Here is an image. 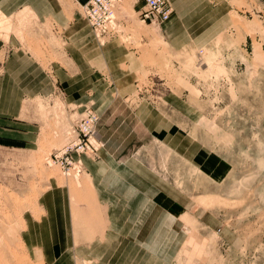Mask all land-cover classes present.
Returning <instances> with one entry per match:
<instances>
[{
    "label": "rangeland",
    "instance_id": "374dc122",
    "mask_svg": "<svg viewBox=\"0 0 264 264\" xmlns=\"http://www.w3.org/2000/svg\"><path fill=\"white\" fill-rule=\"evenodd\" d=\"M124 1L117 11L120 32L111 38H96V43L104 48L119 41L139 57L140 67L147 70V76L133 80L134 91L123 96L117 87L119 82L112 77L110 65L102 63L106 77L102 82L107 86L106 95L110 94L109 104L98 105L91 100L94 92H90V102L85 105L67 106L59 93L41 101L40 120L44 126L41 145L48 148V152L37 158L39 166L35 173L41 185H32L29 190L33 194L46 192L50 180L55 178L63 179H57L58 188L67 185L64 180L67 178L73 195L81 190L82 174L79 179L71 177L73 174L66 176L65 169L55 160V153L76 139L79 124L88 117H95L97 134L90 142L96 150L87 155L67 154L73 171L78 170L77 162L82 163L83 156L96 160L102 147L120 146L123 159L130 154L147 157L154 173L177 187L188 200L201 195L199 197L218 196L232 204V201L237 202L230 207L206 210L216 217V226L195 217L193 210H202L198 204L187 209L191 213L184 217L185 241L175 248L172 258L161 259H169L161 264H264V62L261 64L258 60V55L264 60V0H171L176 15L174 22L180 16L181 20L182 17L193 19L191 14L199 11L200 5L205 6L204 11L212 17L211 21L223 17L225 22L218 34L221 38L213 45L186 52L174 51L168 46L161 26L142 22L145 8L138 14L126 12L132 17L130 22L123 19L120 9ZM75 4L80 14V3L75 1ZM37 34H41L40 44L35 40ZM62 34L51 22L40 25L30 10L8 14L0 9V38H11L3 43L2 51L8 48L6 46L14 50L21 45L29 54H34V46L40 45L43 52L38 51L43 63H55L58 58L53 56V50L62 46L59 41ZM215 64L228 76L210 74L208 71ZM145 104L163 111L171 124L185 135H195L202 153L219 158L220 173H210L174 150L163 151L160 142L140 120L139 110ZM113 129L118 136L112 140L105 134L113 133ZM84 140L91 145L88 137ZM190 140L187 138L189 143ZM15 162L10 160V177L17 180L23 173ZM30 206L33 205L28 198L21 201L15 191L0 187V248L2 239L8 235L2 233L1 227L12 226L18 219L24 225V213L17 211ZM13 250L11 248V253Z\"/></svg>",
    "mask_w": 264,
    "mask_h": 264
},
{
    "label": "crops",
    "instance_id": "0c3cea01",
    "mask_svg": "<svg viewBox=\"0 0 264 264\" xmlns=\"http://www.w3.org/2000/svg\"><path fill=\"white\" fill-rule=\"evenodd\" d=\"M75 1L80 3V14ZM84 1L0 0L4 12L30 10L40 25L51 22L63 33L59 37L62 46L53 50L58 61L47 65L41 59L40 45L34 46V54L21 45L14 50L6 46L2 51L3 43L11 38H0V187L15 191L21 201L28 198L33 205L17 211L24 213V225L18 219L12 226L1 227L2 233L8 235L2 239L0 264H161L172 258L175 248L185 241L183 217L191 213L187 209L197 204L196 199L201 196L188 200L177 187L154 173L147 157L130 154L123 159L120 146L102 147L96 160L81 158L84 172L77 194L73 195L67 178V185L61 188L57 179H63L55 178L50 180L46 192L33 194L29 190L32 185H41L35 173L37 160L48 152L41 145V101L59 93L67 106L85 105L90 102V92H94L91 100L98 105L109 104L110 94L106 95L107 86L102 82L106 79L102 63L110 65L123 96L133 90V80L147 76L139 57L119 41L104 48L97 45L82 10L87 0ZM144 8V0H126L120 15L130 22L132 17L126 12L138 14ZM204 9L200 5L199 11L191 14L193 19L181 20L180 16L176 22L174 11L169 21L161 25L166 35L162 38L169 47L179 52L203 50L221 38L218 34L225 23L223 17L211 21ZM34 36L40 44L41 34ZM139 111L140 120L163 151L174 150L204 170L220 173L219 158L202 153L195 135H185L171 124L168 115L150 105H143ZM111 132L105 136L113 140L118 135L114 129ZM10 160L22 170V177L17 180L10 177ZM200 208L199 212L193 210L195 217L216 226V217L206 212L209 208ZM11 232L15 236L11 237Z\"/></svg>",
    "mask_w": 264,
    "mask_h": 264
},
{
    "label": "built area",
    "instance_id": "2783aa9c",
    "mask_svg": "<svg viewBox=\"0 0 264 264\" xmlns=\"http://www.w3.org/2000/svg\"><path fill=\"white\" fill-rule=\"evenodd\" d=\"M145 9L142 12V22L151 26H161L169 21L173 12L169 0H144ZM122 0H87L83 5L82 10L85 19L92 28L97 39L111 38L120 32V24L117 21L115 14ZM95 117H88L86 121L79 124L76 129V139L69 143L63 150L55 153V160L62 165L66 176L72 173H82V163L78 160V170L73 171L68 165L69 160L67 154L76 153L78 155L94 154L95 147L90 142V139L97 134L95 132L94 123ZM77 128V127H76ZM84 129V130H83ZM85 137H88L89 143L85 142ZM90 152V153H88ZM53 160V158H52ZM54 162V160H53Z\"/></svg>",
    "mask_w": 264,
    "mask_h": 264
},
{
    "label": "bare ground",
    "instance_id": "6f19581e",
    "mask_svg": "<svg viewBox=\"0 0 264 264\" xmlns=\"http://www.w3.org/2000/svg\"><path fill=\"white\" fill-rule=\"evenodd\" d=\"M169 2H170V4H171V6H172V9H173V12H172V14H171V16L173 15V13H174V7H173V4H172V2L169 0ZM120 6V5H119ZM119 8V7H118ZM118 11V10H117ZM115 17H116V19H117V12H116V14H115ZM171 18V17H170ZM117 21H118V19H117ZM119 22V21H118ZM258 57H259V63H263L264 62V60L258 55ZM257 69V68H256ZM255 70V69H254ZM210 74H212V75H215V76H217V77H219V76H228V74H227V72L220 66V65H218V64H215L214 66H212L210 69H209V71H208ZM255 72H256V70H255ZM198 73H200V71H198ZM254 74V73H253ZM257 74V73H256ZM229 78V77H228ZM228 80H230V79H228ZM231 83V82H230ZM231 87H232V85H231ZM233 88V87H232ZM231 88V89H232ZM231 92L232 93H234V91H233V89L231 90ZM233 96V95H232ZM63 150V149H62ZM73 175L71 176V177H74V178H79V176L82 174H78V173H72ZM196 202H197V204L198 205H200V206H202L203 208H214V207H230V206H232V205H234L235 203L237 204V202H235L234 203V201H232L233 202V204L231 203V201L230 200H228V199H224V198H221V197H218V196H202V197H199L198 199H196ZM232 204V205H231ZM184 217H186V216H184ZM183 217V218H184ZM184 219H186V218H184Z\"/></svg>",
    "mask_w": 264,
    "mask_h": 264
}]
</instances>
